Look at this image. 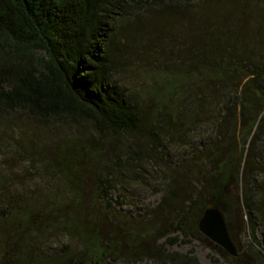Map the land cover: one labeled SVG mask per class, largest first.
Here are the masks:
<instances>
[{
  "label": "trees",
  "instance_id": "trees-1",
  "mask_svg": "<svg viewBox=\"0 0 264 264\" xmlns=\"http://www.w3.org/2000/svg\"><path fill=\"white\" fill-rule=\"evenodd\" d=\"M119 137L147 145L109 162ZM153 174V209L115 211ZM208 204L236 258L198 232ZM174 232L264 264V0H0V264H200Z\"/></svg>",
  "mask_w": 264,
  "mask_h": 264
},
{
  "label": "rangeland",
  "instance_id": "rangeland-1",
  "mask_svg": "<svg viewBox=\"0 0 264 264\" xmlns=\"http://www.w3.org/2000/svg\"><path fill=\"white\" fill-rule=\"evenodd\" d=\"M19 123H20L19 129L21 131H26V133L28 135H31V133H33V135H35V134L36 135H43V138L54 139V138H56V136L58 137V136H61L62 134H64L61 130L50 131L48 128H45L42 125H40V123L38 121L31 120V119H23V121L20 120ZM24 127H26V129ZM67 132H68V133H66L67 135H92V132L90 131V127L86 123H83V122H81V123H79V125H77L76 130L74 129L72 131H67ZM16 133L17 134H14V135H21L20 132L16 131ZM108 142L110 143V145H108L107 151L105 152V154H106L109 162H112L117 157L122 155L127 146L132 145V146L136 147V144H138L139 146L137 148H140V147H146V145H147L146 139L142 138V137H136V138H131V139H129V137H127L126 139H125V137H119L116 139L109 138ZM134 149L136 150V148H134ZM173 152H174L175 156L173 155ZM169 153L172 155L173 159H177L176 157H178V155H179L173 149ZM108 161L106 160L105 162L108 163ZM157 171H158V169H157ZM130 172H131V168L130 169L127 168V170L125 171V174L127 175V177L130 174ZM158 173H159V171H158ZM29 175H31V174L25 173L24 177L25 178L31 177ZM151 176H152V178L155 177L154 174L150 175V176L145 175L144 180L136 182L137 184H134V185L129 184V186H127V188H125L126 194L128 197L126 200H122V201L118 200V196L121 193L120 189L118 190L117 188H114L113 190H111L109 192L111 199L112 200H118V202H119V203L114 205L115 211H120L121 215L127 216L129 218H133L134 216L141 218V217H143V214L146 211L153 209L158 204V202L160 201L162 193L160 191L159 181L157 180V178L152 179ZM39 184H42V183H39ZM92 200L94 201L93 196H92ZM95 208L97 210H98V208H100L101 211L103 210V208L101 209V203L100 202H99V204H98V202H94V206H92L91 210H95ZM165 232H166V230H163L162 232H160L159 235L161 236ZM240 233H241L240 231L235 232V237H236V241L238 244H241V242H245V243L251 242V239H250V237L246 231L244 232V234L242 233V235H239ZM255 235H256L257 240L259 242H261L262 236L260 234V231H257ZM166 236L167 237H176L178 241L179 240H187L188 241L187 244L176 243L175 245L170 246V245L166 244L165 238L158 239L157 245L162 246L163 250L166 252H176V253L184 254L189 249H193L194 255L200 264H227V261L223 257H221L218 253L213 251L208 245L206 246L204 242L197 240L196 238H194L191 235L183 237V235H181L179 232H174L171 234H167ZM130 258H131V256H126L125 260L120 259L116 262H108V264H151V263H147V262L141 263V262H133V261L130 263L127 260ZM211 258L214 260H218V262H215V263L212 262L210 260Z\"/></svg>",
  "mask_w": 264,
  "mask_h": 264
},
{
  "label": "water",
  "instance_id": "water-1",
  "mask_svg": "<svg viewBox=\"0 0 264 264\" xmlns=\"http://www.w3.org/2000/svg\"><path fill=\"white\" fill-rule=\"evenodd\" d=\"M198 232L222 249L228 256H238L232 243L225 222L224 214L213 205H206L200 219L197 222Z\"/></svg>",
  "mask_w": 264,
  "mask_h": 264
}]
</instances>
